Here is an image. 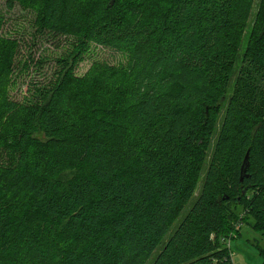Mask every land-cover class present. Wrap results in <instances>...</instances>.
<instances>
[{"label": "trees", "instance_id": "1", "mask_svg": "<svg viewBox=\"0 0 264 264\" xmlns=\"http://www.w3.org/2000/svg\"><path fill=\"white\" fill-rule=\"evenodd\" d=\"M17 3L34 44L72 50L35 101L1 100L0 264H234L228 203L264 233V0L242 56L256 0ZM6 23L0 73L22 48ZM93 42L131 48L126 82L76 74Z\"/></svg>", "mask_w": 264, "mask_h": 264}, {"label": "rangeland", "instance_id": "2", "mask_svg": "<svg viewBox=\"0 0 264 264\" xmlns=\"http://www.w3.org/2000/svg\"><path fill=\"white\" fill-rule=\"evenodd\" d=\"M259 1L256 0L246 28L241 56L247 46ZM0 13L7 20L6 34L19 36L22 40V48L17 58L19 65L16 70L11 73H0V103L4 97L22 103L35 101L38 94L49 85L48 82L57 76L61 66L57 60L67 56L72 50V45L66 40L63 41L64 38L53 37H42L39 41L34 39V44L33 22L35 13L23 8L19 3L14 8H9L7 0H0ZM29 53L33 55V61L30 64L25 62ZM130 59L131 48L129 46L123 45L112 48L93 42L76 67V74L82 76L90 72L108 77V75L113 74L111 70L115 67L123 75L119 72L114 76V79L118 83H123L127 81V75H124L125 70L129 68L127 66ZM181 75L183 78L187 77L185 78L187 80L192 77L188 72ZM15 122V116L7 118L5 126L11 127ZM79 172V168L67 170L62 172L58 178L67 181ZM198 193L199 189L196 194ZM252 195L253 190L249 191L248 197ZM228 209L233 220L226 237L223 238L222 245L230 249L234 264H263L258 248L264 247V233L255 228V219L251 216V211L244 203L239 202L228 203Z\"/></svg>", "mask_w": 264, "mask_h": 264}, {"label": "water", "instance_id": "3", "mask_svg": "<svg viewBox=\"0 0 264 264\" xmlns=\"http://www.w3.org/2000/svg\"><path fill=\"white\" fill-rule=\"evenodd\" d=\"M249 156H250V152L248 151L244 160V163L242 165V170H241V180L243 181L244 178L247 176L246 172H247V167L249 165Z\"/></svg>", "mask_w": 264, "mask_h": 264}]
</instances>
